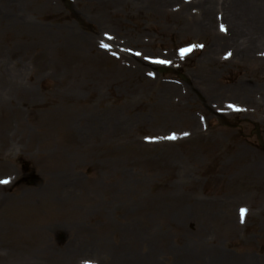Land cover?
I'll use <instances>...</instances> for the list:
<instances>
[{
	"label": "rangeland",
	"instance_id": "1",
	"mask_svg": "<svg viewBox=\"0 0 264 264\" xmlns=\"http://www.w3.org/2000/svg\"><path fill=\"white\" fill-rule=\"evenodd\" d=\"M257 129L264 0H0V196L55 206L14 264H264Z\"/></svg>",
	"mask_w": 264,
	"mask_h": 264
},
{
	"label": "bare ground",
	"instance_id": "2",
	"mask_svg": "<svg viewBox=\"0 0 264 264\" xmlns=\"http://www.w3.org/2000/svg\"><path fill=\"white\" fill-rule=\"evenodd\" d=\"M60 179H61L60 175L46 176V180H48L49 183L56 182L62 185ZM48 185L49 184H47L46 182V184H44V187L42 188L43 190L42 193L45 194L44 196L45 204L43 207H37L31 209L30 204L28 203L18 207L17 203L14 204L15 203L14 199L8 200L7 198L0 196V237H2L3 243H6L13 248L12 251L14 252L13 255L0 252V264H14L16 260L18 259L22 260L23 258H26L24 259L25 261L29 258V257L28 258L25 257L24 256L25 254H27L28 256L30 255L32 256L36 253V249L38 247L35 246L40 244V238L38 232H36L38 235L30 236V209L34 210L35 212H40V210H42L40 213L37 214V216L43 217V215L40 216V214H43L45 209L55 208V206L52 203L47 202L49 200L45 198V197H49V195L50 196L53 195L52 193L50 194V190H47L46 187H48ZM60 206L64 207L65 205L62 204ZM52 211H54V209ZM16 216L25 217L24 226L17 225V223L14 221V218ZM110 259H111L110 263L112 262L113 264H128L129 262H131V261L127 262L125 254L117 255V257L113 256L112 258L109 257L108 260ZM62 262L63 264H67L65 261Z\"/></svg>",
	"mask_w": 264,
	"mask_h": 264
},
{
	"label": "snow or ice",
	"instance_id": "3",
	"mask_svg": "<svg viewBox=\"0 0 264 264\" xmlns=\"http://www.w3.org/2000/svg\"><path fill=\"white\" fill-rule=\"evenodd\" d=\"M221 30L222 31H224V30H226V29H224V26L222 25L221 26ZM109 38H111V37H109ZM102 47H104V48H108V45H106V44H102L101 45ZM181 51V55L183 56L186 52H189V51H191V49H181L180 50ZM138 55H139V53H137ZM228 56H230L231 55V53H228L227 54ZM227 58V57H226ZM158 63H168V61H157ZM229 107H234V106H232V105H229ZM169 139H175L176 137H175V135H173V136H171V137H168ZM0 183H8V181L7 180H4V181H0ZM246 211L247 210H245V209H242L241 210V215L243 216L245 213H246Z\"/></svg>",
	"mask_w": 264,
	"mask_h": 264
},
{
	"label": "water",
	"instance_id": "4",
	"mask_svg": "<svg viewBox=\"0 0 264 264\" xmlns=\"http://www.w3.org/2000/svg\"><path fill=\"white\" fill-rule=\"evenodd\" d=\"M161 71H169L168 68H162Z\"/></svg>",
	"mask_w": 264,
	"mask_h": 264
}]
</instances>
